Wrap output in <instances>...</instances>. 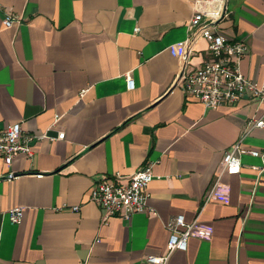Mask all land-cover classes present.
Returning a JSON list of instances; mask_svg holds the SVG:
<instances>
[{
	"label": "crops",
	"instance_id": "crops-1",
	"mask_svg": "<svg viewBox=\"0 0 264 264\" xmlns=\"http://www.w3.org/2000/svg\"><path fill=\"white\" fill-rule=\"evenodd\" d=\"M195 0H0V129L22 123L33 157L0 158V264H148L177 216L193 224L168 264H264V103L206 109L175 85ZM219 32L248 46L241 73L264 77V0H229ZM8 15L18 24L6 28ZM208 42L191 63L208 60ZM130 74L135 88L127 89ZM150 166L151 212L103 221L97 182ZM24 208L21 225L6 213ZM73 208H78L75 211Z\"/></svg>",
	"mask_w": 264,
	"mask_h": 264
},
{
	"label": "built area",
	"instance_id": "built-area-1",
	"mask_svg": "<svg viewBox=\"0 0 264 264\" xmlns=\"http://www.w3.org/2000/svg\"><path fill=\"white\" fill-rule=\"evenodd\" d=\"M229 0H195L194 16L188 24V37L185 42L183 66L176 76L175 85L188 98L198 101L206 109L236 108L246 97L258 104L264 103V77L258 82L246 78L240 71L239 64L248 53V46L239 40H230L219 32V24L228 17ZM19 17L8 15L4 21L6 28L18 24ZM199 40L208 42V60L200 66L191 63L193 46ZM127 89L134 90L135 85L130 74L126 76ZM253 128L264 130V119L253 118L247 123L245 133ZM37 137L24 131L22 123H15L0 129V158L11 166L19 156L26 159L33 157L31 144ZM249 154L264 158L257 150H246L242 141L233 148L223 164V172L229 175L239 174L242 170L241 157ZM155 179L150 166H146L130 178L121 176L107 177L97 182L89 193V201L95 204L103 214V221L118 217L129 221L137 214L151 212L148 206V187ZM75 211L78 208H73ZM11 223L21 225L24 208L17 207L6 212ZM169 232L167 255L150 256L148 264H168L170 256L176 252L188 250L193 224H188L184 216L172 219L165 226Z\"/></svg>",
	"mask_w": 264,
	"mask_h": 264
}]
</instances>
